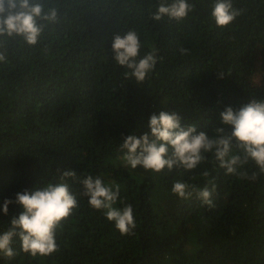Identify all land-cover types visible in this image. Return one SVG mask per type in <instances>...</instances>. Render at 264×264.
Returning a JSON list of instances; mask_svg holds the SVG:
<instances>
[{"label":"trees","instance_id":"trees-1","mask_svg":"<svg viewBox=\"0 0 264 264\" xmlns=\"http://www.w3.org/2000/svg\"><path fill=\"white\" fill-rule=\"evenodd\" d=\"M42 2L58 8V23L35 46L13 38L0 49L8 61L0 64V232L23 211L11 204L4 215L6 199L64 171L120 185L117 206L132 205L136 228L121 235L70 180L78 207L56 230L59 250L32 257L17 241L16 256L0 255V264H264V173L254 163L241 171L256 180L226 174L211 153L194 170L154 174L125 167L119 151L125 137L150 134L149 118L161 111L211 136L226 107L264 99V0H232L241 15L225 28L211 16L215 0H188L195 7L184 20L159 22L151 18L159 0ZM130 29L141 57L157 54L141 84L112 58L113 36ZM213 178V207L171 191L176 181L202 189Z\"/></svg>","mask_w":264,"mask_h":264},{"label":"clouds","instance_id":"clouds-1","mask_svg":"<svg viewBox=\"0 0 264 264\" xmlns=\"http://www.w3.org/2000/svg\"><path fill=\"white\" fill-rule=\"evenodd\" d=\"M194 7L188 0H159L151 18L157 22L164 17L182 21ZM240 15L241 11L233 7L232 0H215L211 16L218 27L229 26ZM58 21L59 10L54 4L42 0H0V49L13 38L35 46L45 29ZM112 41V58L118 66L127 69L125 78L143 83L157 64L156 52L140 56V38L134 29L115 34ZM180 51L187 54L186 49ZM6 56V49L0 51V64L8 62ZM218 75L222 79L224 74ZM220 119L223 126H231L230 134L225 127L216 126L214 134L209 136L203 131L197 132L195 124L182 126L177 113L161 111L159 115L153 114L147 125L150 134L129 135L120 144L123 164L132 170L140 167L154 174L174 168L191 171L204 163L206 154L211 153L226 174L256 180L259 173H264V99L252 98L238 110L226 107L220 113ZM249 162L256 165L259 173L249 176L248 172L241 171ZM209 175L207 170L202 172L206 179ZM70 180L83 186L79 194L88 198L91 208L103 211L107 221L112 222L121 235L134 234L136 224L132 205L117 206L120 185L105 183L99 176L89 174L81 179L74 171H64L58 181L19 192L14 201H4V215L8 214L11 204L20 206L23 211L0 232V255L13 259L17 254L14 250L17 241L22 251L32 257H49L59 250L56 230L78 207L77 194L70 187ZM215 187L214 178L202 189L176 181L171 191L184 200L195 195L204 205L213 207L211 197Z\"/></svg>","mask_w":264,"mask_h":264}]
</instances>
